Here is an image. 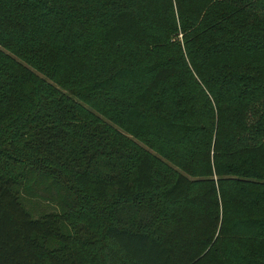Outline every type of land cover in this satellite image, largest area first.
I'll return each mask as SVG.
<instances>
[{
  "label": "trees",
  "instance_id": "16d2710c",
  "mask_svg": "<svg viewBox=\"0 0 264 264\" xmlns=\"http://www.w3.org/2000/svg\"><path fill=\"white\" fill-rule=\"evenodd\" d=\"M0 264H264V0H0Z\"/></svg>",
  "mask_w": 264,
  "mask_h": 264
},
{
  "label": "rangeland",
  "instance_id": "374dc122",
  "mask_svg": "<svg viewBox=\"0 0 264 264\" xmlns=\"http://www.w3.org/2000/svg\"><path fill=\"white\" fill-rule=\"evenodd\" d=\"M148 193H151L152 195H156V190H152V191L150 190V191L146 192L145 196ZM107 202L108 201H103L101 203V205H103V208L105 207L104 205ZM22 205L32 216L37 215V214L42 213V212L49 211L52 209L50 204L46 203L45 201L38 200L34 195L22 198ZM103 211H104V209H103ZM103 211H101V212H103ZM63 230H68L67 226ZM96 230H98V229H96Z\"/></svg>",
  "mask_w": 264,
  "mask_h": 264
}]
</instances>
